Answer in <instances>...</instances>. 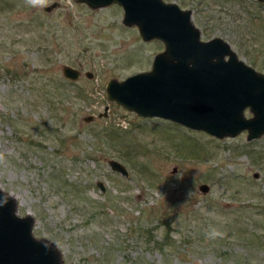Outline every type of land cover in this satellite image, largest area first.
Here are the masks:
<instances>
[{
    "label": "rangeland",
    "instance_id": "obj_1",
    "mask_svg": "<svg viewBox=\"0 0 264 264\" xmlns=\"http://www.w3.org/2000/svg\"><path fill=\"white\" fill-rule=\"evenodd\" d=\"M165 1L264 72V2ZM53 2L0 0V188L33 234L65 263L264 264V135L218 138L109 100L106 82L150 69L163 44L123 24L118 4ZM211 227L225 237L206 240Z\"/></svg>",
    "mask_w": 264,
    "mask_h": 264
},
{
    "label": "water",
    "instance_id": "obj_2",
    "mask_svg": "<svg viewBox=\"0 0 264 264\" xmlns=\"http://www.w3.org/2000/svg\"><path fill=\"white\" fill-rule=\"evenodd\" d=\"M73 1L90 8L118 4L123 24L135 25L143 40L163 44L150 69L106 82L109 100L138 116L167 119L218 138L242 131L247 132V139L264 135V72L239 58L223 38L202 39L191 9L165 0ZM55 6L57 2L44 10ZM61 70L70 80L81 76L79 69L68 64ZM84 74L93 76L91 71ZM93 119L91 114L84 117L85 121ZM108 164L127 175L121 162L109 159ZM98 185L104 189L101 182ZM199 188L206 192L209 186ZM33 225L32 215H19L14 196L0 188V264H82L65 263L56 243L35 236Z\"/></svg>",
    "mask_w": 264,
    "mask_h": 264
},
{
    "label": "clouds",
    "instance_id": "obj_3",
    "mask_svg": "<svg viewBox=\"0 0 264 264\" xmlns=\"http://www.w3.org/2000/svg\"><path fill=\"white\" fill-rule=\"evenodd\" d=\"M25 4L31 8H47L50 6V0H24ZM69 5H73V0H67ZM211 214V213H209ZM205 239L209 241H215L218 239H223L226 235L225 232L211 227L205 230Z\"/></svg>",
    "mask_w": 264,
    "mask_h": 264
},
{
    "label": "flooded vegetation",
    "instance_id": "obj_4",
    "mask_svg": "<svg viewBox=\"0 0 264 264\" xmlns=\"http://www.w3.org/2000/svg\"><path fill=\"white\" fill-rule=\"evenodd\" d=\"M258 138V137H257ZM246 139H247V133H246ZM253 139V138H252ZM247 140H251V139H247Z\"/></svg>",
    "mask_w": 264,
    "mask_h": 264
}]
</instances>
